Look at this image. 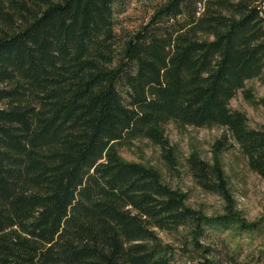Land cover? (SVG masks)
<instances>
[{
	"label": "trees",
	"instance_id": "1",
	"mask_svg": "<svg viewBox=\"0 0 264 264\" xmlns=\"http://www.w3.org/2000/svg\"><path fill=\"white\" fill-rule=\"evenodd\" d=\"M128 1L0 0V264H260L202 241L209 227L262 231L233 210L219 163L188 159L198 185L230 206L212 219L115 146L147 138L175 168L163 123L220 126L214 154L233 141L264 179V125L229 107L247 81L264 86L263 9L159 0L149 22L119 33Z\"/></svg>",
	"mask_w": 264,
	"mask_h": 264
},
{
	"label": "rangeland",
	"instance_id": "2",
	"mask_svg": "<svg viewBox=\"0 0 264 264\" xmlns=\"http://www.w3.org/2000/svg\"><path fill=\"white\" fill-rule=\"evenodd\" d=\"M159 0H129L126 6L117 10L115 16L116 29L136 31L149 22ZM263 3L262 0H257ZM264 5V4H263ZM263 5H260L263 8ZM264 9V8H263ZM245 91L252 94L247 99ZM264 86L258 79L246 82L245 89L239 90L229 102L232 110L241 111L248 119L249 126L259 129L264 125ZM165 138L169 141L176 167L173 168L164 158L162 148L151 140L137 137L117 144L116 150L122 160L139 163L155 169L161 180L171 188L186 195L189 207L203 213L212 219H220L228 214L230 206L217 194L203 190L193 177L188 159L193 153L213 164L219 163L229 182L233 198V210L242 221L262 227L261 232L250 234L238 230L237 226L230 229L209 227L206 237L202 239L206 245H213L225 255L226 250L245 259L249 256L264 264V179L250 169L247 158L239 146L231 141L232 146L219 155L213 152L214 144L226 134V129L220 126L197 128L183 126L174 121L161 125ZM164 243L179 250L178 237L167 232H158ZM204 259L191 260L188 256H176L175 264H203ZM220 264H228L222 258Z\"/></svg>",
	"mask_w": 264,
	"mask_h": 264
},
{
	"label": "built area",
	"instance_id": "3",
	"mask_svg": "<svg viewBox=\"0 0 264 264\" xmlns=\"http://www.w3.org/2000/svg\"><path fill=\"white\" fill-rule=\"evenodd\" d=\"M262 1H263V0H262ZM257 4H258V5H263V4H264V1H263V3H261V4L258 3V1H257ZM201 6H202V5L200 4V10H201ZM263 8H264V5H263Z\"/></svg>",
	"mask_w": 264,
	"mask_h": 264
},
{
	"label": "bare ground",
	"instance_id": "4",
	"mask_svg": "<svg viewBox=\"0 0 264 264\" xmlns=\"http://www.w3.org/2000/svg\"><path fill=\"white\" fill-rule=\"evenodd\" d=\"M263 9V8H262ZM263 11H264V9H263Z\"/></svg>",
	"mask_w": 264,
	"mask_h": 264
}]
</instances>
